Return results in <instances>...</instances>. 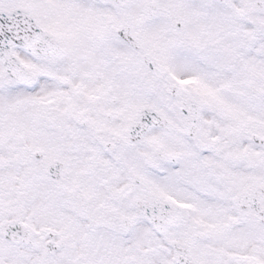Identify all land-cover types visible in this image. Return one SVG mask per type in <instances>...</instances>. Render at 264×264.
<instances>
[{
	"label": "snow or ice",
	"instance_id": "snow-or-ice-1",
	"mask_svg": "<svg viewBox=\"0 0 264 264\" xmlns=\"http://www.w3.org/2000/svg\"><path fill=\"white\" fill-rule=\"evenodd\" d=\"M0 264H264V0H0Z\"/></svg>",
	"mask_w": 264,
	"mask_h": 264
}]
</instances>
